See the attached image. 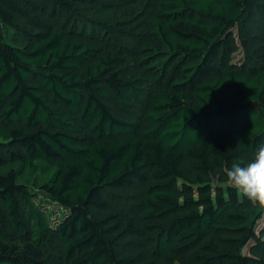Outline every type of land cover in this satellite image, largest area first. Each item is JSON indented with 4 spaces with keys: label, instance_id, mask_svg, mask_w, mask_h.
<instances>
[{
    "label": "trees",
    "instance_id": "1",
    "mask_svg": "<svg viewBox=\"0 0 264 264\" xmlns=\"http://www.w3.org/2000/svg\"><path fill=\"white\" fill-rule=\"evenodd\" d=\"M74 2L0 0V209L13 230L0 226V264H264V206L226 174L264 145V59L234 60L247 21L264 55V0H154L141 47L157 78L147 128L108 101L110 89L135 107L145 75L123 76L122 57L67 34L59 22ZM28 180L67 209L55 229ZM138 185L139 216L123 226L101 213L109 189ZM144 231L151 259L123 254L120 239Z\"/></svg>",
    "mask_w": 264,
    "mask_h": 264
},
{
    "label": "rangeland",
    "instance_id": "2",
    "mask_svg": "<svg viewBox=\"0 0 264 264\" xmlns=\"http://www.w3.org/2000/svg\"><path fill=\"white\" fill-rule=\"evenodd\" d=\"M153 3L154 0H75L71 18L69 20L62 19L59 22L64 25L68 35L96 44L102 50L113 51L122 57L123 61L117 69L123 76L145 75L148 92L142 101L136 103L135 107L124 111L118 105L117 99L110 89L111 97L108 100L111 107L121 115L140 118L142 128L150 126L143 114L146 112V104L151 98L153 85L157 84L152 67L141 60V47L150 38L149 29ZM257 10L264 23V3L258 5ZM236 31L245 48L242 47L235 54L234 60L241 64L247 59V64L250 66H255L259 61H263L264 55L252 44L255 37L249 22L239 25ZM16 42L20 45L25 43L21 37H17ZM74 117L78 123H81L78 115H74ZM10 167L20 169V163L9 164L3 170ZM28 182L35 203L45 212L50 229H55L67 213V209L55 202L38 182L34 180H28ZM216 182L218 183V181ZM228 184H230L229 181ZM145 190L146 186L144 185H138L133 189H109L107 192L109 205L100 211L104 216H109L113 223L121 222L124 226L130 217L139 216L142 213L141 199ZM0 226L4 231L13 233L12 227L1 209ZM130 240L131 242H128ZM120 243L119 249L123 254L141 253L145 258L144 261L151 259L152 234H148L147 231L142 234H127L120 239ZM44 246L50 257L59 259L61 252L52 231H48ZM243 252L249 253V247H246ZM174 264L181 263L176 260Z\"/></svg>",
    "mask_w": 264,
    "mask_h": 264
},
{
    "label": "clouds",
    "instance_id": "3",
    "mask_svg": "<svg viewBox=\"0 0 264 264\" xmlns=\"http://www.w3.org/2000/svg\"><path fill=\"white\" fill-rule=\"evenodd\" d=\"M226 174L232 187L249 201L264 206V145H260L243 166L241 162H234Z\"/></svg>",
    "mask_w": 264,
    "mask_h": 264
}]
</instances>
